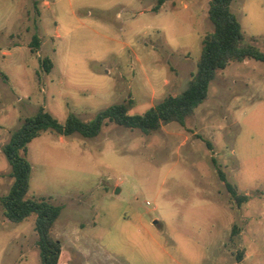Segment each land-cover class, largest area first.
Here are the masks:
<instances>
[{
	"label": "rangeland",
	"instance_id": "1",
	"mask_svg": "<svg viewBox=\"0 0 264 264\" xmlns=\"http://www.w3.org/2000/svg\"><path fill=\"white\" fill-rule=\"evenodd\" d=\"M210 1L0 0V264H41L35 215L12 222L2 203L13 132L41 108L87 121L116 103L142 114L182 93L214 30ZM231 9L244 42L264 51V0ZM27 158L28 197L62 206V264H264L263 61L217 70L183 124L144 132L108 122L94 137L48 129Z\"/></svg>",
	"mask_w": 264,
	"mask_h": 264
},
{
	"label": "trees",
	"instance_id": "2",
	"mask_svg": "<svg viewBox=\"0 0 264 264\" xmlns=\"http://www.w3.org/2000/svg\"><path fill=\"white\" fill-rule=\"evenodd\" d=\"M163 0H159L161 4ZM233 0H211L209 17L214 25L213 32L203 41L198 70L188 87L176 96H168L142 114H130L124 103H116L101 110L92 120H83L74 113L69 114L61 123L51 113L41 108L15 130L4 147V153L11 165L13 184L8 194L2 197L6 217L19 223L35 215V230L38 235L37 246L40 250L41 264H62V243L54 238L53 229L62 206L45 198H30L31 163L27 158L29 143L42 131L52 129L65 136L80 133L85 137L97 136L104 124L116 123L128 128H139L144 132L157 130L164 123L177 121L184 123L186 117L205 100L209 84L219 69L230 62L253 58L264 62V51L257 46L244 42L242 25L232 11ZM40 40L34 36L32 46L38 47ZM44 64L50 70L52 62L45 59ZM222 179L226 180L225 175ZM232 196L241 203L248 196L237 193L231 183L226 182Z\"/></svg>",
	"mask_w": 264,
	"mask_h": 264
},
{
	"label": "water",
	"instance_id": "3",
	"mask_svg": "<svg viewBox=\"0 0 264 264\" xmlns=\"http://www.w3.org/2000/svg\"><path fill=\"white\" fill-rule=\"evenodd\" d=\"M118 191H119V189L116 190V192H118Z\"/></svg>",
	"mask_w": 264,
	"mask_h": 264
}]
</instances>
